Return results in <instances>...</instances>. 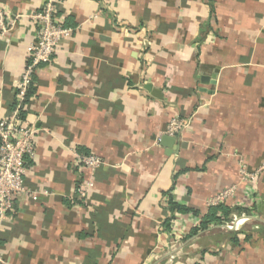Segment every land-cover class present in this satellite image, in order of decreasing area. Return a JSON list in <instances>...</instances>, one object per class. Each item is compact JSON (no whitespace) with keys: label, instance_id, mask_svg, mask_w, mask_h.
Wrapping results in <instances>:
<instances>
[{"label":"crops","instance_id":"1","mask_svg":"<svg viewBox=\"0 0 264 264\" xmlns=\"http://www.w3.org/2000/svg\"><path fill=\"white\" fill-rule=\"evenodd\" d=\"M44 2L0 0L21 15L0 38V119ZM55 20L73 31L20 114L35 149L0 217L7 264H264V170L239 175L264 161V0H58ZM174 116L187 127L157 139ZM231 185L217 220L193 224Z\"/></svg>","mask_w":264,"mask_h":264},{"label":"built area","instance_id":"2","mask_svg":"<svg viewBox=\"0 0 264 264\" xmlns=\"http://www.w3.org/2000/svg\"><path fill=\"white\" fill-rule=\"evenodd\" d=\"M58 0H45L41 9L28 14L33 22L35 37L30 43L27 60L21 71L20 78L15 83L17 100L11 114L0 119V217L12 209L13 199L16 195L24 193V175L26 171V157L32 155L35 149L36 131L32 125L27 124L20 117L27 91L36 69L50 61L57 51L62 39L71 35L73 29L58 24L55 20ZM20 14H12L0 6V38L7 39L15 28ZM189 120L174 116L166 124L161 136H177L187 127ZM74 161L84 168L92 171L103 164L101 159L93 154L73 152ZM264 170V161L254 171H249L244 163L239 166L240 180L251 183ZM91 181L86 182L77 191L83 198ZM236 194V185H231L209 199L210 206H220ZM202 220H194L198 225ZM0 264H7L0 250Z\"/></svg>","mask_w":264,"mask_h":264},{"label":"trees","instance_id":"3","mask_svg":"<svg viewBox=\"0 0 264 264\" xmlns=\"http://www.w3.org/2000/svg\"><path fill=\"white\" fill-rule=\"evenodd\" d=\"M172 208H173V210H175V209L181 210L182 209L180 206H177L175 204H173ZM219 209H223V205H220V206H211V208L209 209L208 213L204 216V219L200 223L201 224L203 223V226H205L209 222H211L213 219H216L217 220L216 212Z\"/></svg>","mask_w":264,"mask_h":264},{"label":"water","instance_id":"4","mask_svg":"<svg viewBox=\"0 0 264 264\" xmlns=\"http://www.w3.org/2000/svg\"><path fill=\"white\" fill-rule=\"evenodd\" d=\"M162 139H168V137L165 135V136L162 137Z\"/></svg>","mask_w":264,"mask_h":264}]
</instances>
